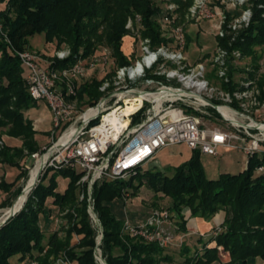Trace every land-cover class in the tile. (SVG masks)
Returning a JSON list of instances; mask_svg holds the SVG:
<instances>
[{
    "label": "trees",
    "instance_id": "1",
    "mask_svg": "<svg viewBox=\"0 0 264 264\" xmlns=\"http://www.w3.org/2000/svg\"><path fill=\"white\" fill-rule=\"evenodd\" d=\"M170 4L176 7L177 25L183 24L193 0H0L3 22L0 26V138L7 136L20 141L19 146H14L9 140L10 145L3 144L0 164L18 168L21 171L18 182L27 177L28 171L21 165L29 157L25 152L32 157L41 151L38 132L27 112L38 108L39 103L47 106L43 101L33 100L28 91L26 70L19 57V53L29 51L27 37L44 33L47 43L57 42L55 49H60L62 44L70 48V55L64 60L51 57L45 65L41 62L51 70H64L79 61L100 59L105 50L110 51L115 67H123L130 64V56L123 50L124 40L132 39L133 35L127 29L129 21L141 38L150 39L153 48L174 47L171 27L163 22L170 14ZM252 4V24L233 44L244 57L252 60L248 66L251 68L250 79L255 78L259 69L261 58L257 52L264 46L263 11L258 8L264 5V0H252ZM2 32L7 38L4 39ZM186 37L189 48L191 36L187 33ZM221 44L228 46L226 40H221ZM99 69L103 70L102 64L86 79L74 83V96H68L67 88L63 86L62 92L67 100H77L79 105L86 107L95 106L103 97L100 87L104 79L97 78ZM210 79L214 81L213 75ZM258 84L264 98V77ZM222 86L229 91L238 87L233 82ZM139 119V114L133 116V124L140 122ZM263 147L259 152L246 156L248 161L243 171L238 174L221 173L217 179L207 177L200 160L202 154L193 151L191 159L176 167L172 177L159 169L143 171L141 168L132 173L129 180L96 184L93 199L104 230L102 249L106 264L173 261L172 256L157 243L124 238L125 221L119 220L111 211L110 204L114 199L137 197L145 186L154 193V208L176 215L181 233H188L187 221H183L186 209L192 218L206 222L220 213L225 214L219 231L215 228L210 230L208 233L214 231L215 234L208 241L199 238L201 248L192 253L190 248L180 247V255L185 258L183 264H250L258 258L264 260ZM51 171L54 174L46 185L44 182ZM59 175L68 180L63 192L56 191V177ZM81 177V172L69 168L50 169L42 176L22 210L0 229V264H32L34 261L57 264L63 258L71 264H97L94 257L95 232L87 213L88 203L77 201V183ZM15 184L4 180L0 189L16 197L21 188L12 191ZM48 198H53L52 203L57 207L51 230L42 225L40 219L42 214H46ZM164 199L172 202L167 209L161 206ZM8 206H11L10 201L1 205L2 208ZM64 212H67L68 227L64 238H60L54 228L57 215ZM49 216H52L51 210ZM75 237L79 238L78 242L74 241ZM220 248L229 254L230 260L226 263L220 258Z\"/></svg>",
    "mask_w": 264,
    "mask_h": 264
},
{
    "label": "built area",
    "instance_id": "2",
    "mask_svg": "<svg viewBox=\"0 0 264 264\" xmlns=\"http://www.w3.org/2000/svg\"><path fill=\"white\" fill-rule=\"evenodd\" d=\"M220 3L223 8L219 7ZM258 8L264 18V5ZM168 10L170 14L163 22L171 27L174 47L153 48L150 39L141 38L129 21L127 29L138 43V52L131 54L130 64L118 67L114 73L113 70L104 73L100 87L103 97L81 115L77 106L67 100L62 87L66 86L68 96H74L75 82L86 79L99 64L103 65L102 71L114 65L110 51L105 50L100 59L90 63L79 61L64 70L45 68L34 53H19L30 96L35 101L45 102L52 116V144L32 158L36 165L43 161L44 173L64 168L82 173L79 184L87 189L88 214L93 227L99 230L97 244L101 243L103 227L93 199L96 184L125 179L153 161L161 150L177 145H186L192 151L213 157L218 156L221 147L232 148L248 157L259 152L264 143V123L255 118L264 108L258 78H237L236 70L246 57L233 47L252 24V0H193L185 22L179 25L175 5L170 4ZM213 20L218 21L214 51L209 57L190 64L185 27ZM221 40H226L228 46L222 45ZM69 55L70 52L63 50L56 52L55 57L64 60ZM244 69L251 70L245 65ZM110 74L112 78L108 77ZM232 82L238 86L235 90L223 88V84ZM122 88L125 91H119ZM147 94H153V98L148 100ZM131 97L138 100L137 104L139 99L142 101L130 115L129 125L126 128L109 125L106 117L114 111L121 115L127 107L126 100ZM114 98V107H110ZM95 109L97 113L86 118V114ZM208 109L214 111L227 128L204 127L196 112ZM142 111L145 117L133 124V116ZM169 216L167 210H155L143 224L126 221L125 230L165 248L171 238L160 228ZM96 259L104 264L99 253ZM57 264L71 263L63 258Z\"/></svg>",
    "mask_w": 264,
    "mask_h": 264
},
{
    "label": "rangeland",
    "instance_id": "3",
    "mask_svg": "<svg viewBox=\"0 0 264 264\" xmlns=\"http://www.w3.org/2000/svg\"><path fill=\"white\" fill-rule=\"evenodd\" d=\"M165 1H168V0H165ZM219 7L223 8L224 6L220 3ZM12 15L13 13H11V16ZM1 25H3V22L0 16V26ZM217 27H218L217 20L203 21L200 24H197V26L187 25L185 27L186 30H189V34L191 36V42L189 44V48L187 51L190 64H195L198 60H200V58L205 57V55L211 54L214 51L216 47V43H217V40L215 37L217 34ZM1 28L2 27H0V29ZM1 35H4V39L7 38L5 37L6 34L4 32H2ZM27 39L29 42V48H28L29 51H25V52H31V53L36 54L40 58V61L42 62V64L44 65L46 64L45 62L48 60V58L56 56L55 52L63 51V50L70 52V48L66 44H62L60 49H55L57 42L55 41L53 43H47L44 33L29 36L27 37ZM124 42H125L124 43L125 46L128 42L130 45L129 52H127V54H129L128 56H131L132 53L136 54L138 52V49H139L138 43H135L133 39L131 40L129 39L127 41L124 40ZM257 53H258V56H260L261 58L258 62L259 69L257 70V73L254 76L256 79L258 78V81H257V84H258V82L264 77V46L260 47ZM87 62L90 63L92 62V60H87ZM241 62H242V65L240 66L239 69L236 70L237 78H243L244 76H250L249 75L250 72L245 71L244 65L247 67L250 66L252 63V60L250 58H245ZM115 66L116 65L114 62V65L109 68L107 67L105 71H102L101 69H99L100 72L97 73V78L101 80L104 77V73L107 72L108 70L110 71L113 70L112 73H114L115 70L117 69V67ZM253 71L255 70L253 69ZM246 73L248 75H246ZM119 91H125V88H122ZM115 100L116 98H114L109 103L110 107H114ZM71 102L77 106L80 115L83 111H86L89 108L86 106L79 105L77 100H73ZM261 102L264 103V98L261 99ZM121 104L124 105L123 102ZM38 106L42 107L43 110L45 111L42 116V118L43 117L45 118V116L47 115V109L44 108V105H42L41 103H39ZM261 109L262 110L259 112L260 116L259 117L256 116L255 118L264 123V108L262 107ZM38 112H41V111H38ZM196 113L200 115L204 127L227 128L226 124L211 109L205 110L203 112H196ZM138 114L140 115L139 120L141 121L145 117L144 111ZM46 127L49 129L48 124H46ZM51 130L52 128L49 130L48 134H46L47 132L39 131L38 137H39V146L41 147V151H39L38 153L41 154L44 151L45 147H48L52 144ZM59 134L60 132H58L57 137ZM3 144L10 145L7 136H3L2 138H0V151L3 150V147H4ZM263 146H264V143L262 144V147ZM25 154L29 157L25 161H23L21 165L23 166L25 170L28 171L27 177L23 180H20L19 182H18V178L21 174V171L18 168L8 167L6 165L0 164V185L4 180H6V182L8 183H16L12 191H14L17 188H21L20 192L18 193L16 197L11 196L12 194H6L2 192V190L0 189V224L3 223V221L6 219V217H4L6 210L11 209L14 203L15 202L17 203L19 201L20 197L23 196V194L28 188V185L34 181L35 176L37 174L38 165L36 166L35 169H33L36 165V162L28 154V152H25ZM192 155H193V151L189 149L186 145H177L174 147H170L158 153L155 157V160L146 164L145 167L142 168V170L146 171L148 169H159L163 173H165V175L172 177L174 175L175 168L188 162L191 159ZM200 160L206 170V174L209 179H217L221 173L238 174L239 172L243 171L246 168L247 161H248L247 157L243 155L242 153H240L239 151H237L236 149L223 148V147H221L218 150L217 157L202 154L200 157ZM58 170H61V169H58ZM72 170L73 169H71V171ZM45 173L44 172L41 173V175L39 176L38 182L33 187L28 197L32 194L33 190L39 185L40 180ZM53 174L54 173L52 171L49 172L48 177L44 182L46 185L49 184L50 179L53 176ZM129 178L130 176L126 177L125 179H121V180H129ZM56 181H57L56 191L63 192L65 190L66 183L68 182V180L64 179L62 176L59 175L56 177ZM79 181L77 183V188H78L77 190L78 200L77 201L81 203L83 201H87V197H86L87 189L85 185L79 184ZM101 183H98V185H100ZM82 197L84 198L82 199ZM52 200L53 198L47 199L45 203V213L46 214H42L40 216L42 225H44L45 227H47V229H50V230L53 229L54 227V224H55L54 216L57 213V207L53 205ZM154 200H155L154 193L145 186L141 189L140 194L137 197L114 199L110 204V208H111L112 213L119 220H122L125 222L129 221V223L133 225L143 224V222H145L150 217L152 212H154L155 210L157 211L161 210V209H156L152 206V203ZM4 201L5 202L10 201L11 206L2 208L1 205ZM171 205H172V202L170 199L162 200L161 206H163L164 209L169 208ZM50 210H51L52 216H49ZM65 213L67 212L61 213L60 215H57L56 217L57 219H56V226L54 228V231L59 234L60 238H64L65 232L68 227L66 219H65ZM87 213H88V209H87ZM169 215H170L169 218L166 220L165 224L162 225L160 230L164 232L166 236H169L171 238V242L169 246L165 248L160 246L159 243L157 244L159 245L160 248L165 249L166 254L172 256L173 261L171 263H161V264H183L185 258L180 255V251H181L180 247L185 246V247L190 248L192 253L195 252L197 249L201 248L200 244H198L199 238H204L205 241H208L211 238V236L215 234V232L212 231L208 233L209 234L208 236H201L200 234L204 233L207 230H212L214 228L219 231L221 223L223 222L224 217H225L224 213H220L218 216H216L211 221L206 222L202 219L192 218L190 211L186 209L183 211V216H184L183 221H187L188 233L184 234L180 232V223H179L180 221L176 217V215L171 212H169ZM89 220H90V217H89ZM90 224H91L92 229L95 232V239H96V247L94 250L95 260L97 264H100L96 259V254L99 253L101 255L102 261L104 262V264H106V261L103 257V249H102L104 230H103V237H102L101 243L97 244L99 230L98 228L93 227L91 220H90ZM123 232H124L123 233L124 238H126L125 236H127L130 239H137V240L139 239L142 242L147 243V244L154 243V242H148L143 237L139 235H133L127 230H125V223H124ZM204 235H207V234H204ZM78 240L79 238L75 237L74 241L78 242ZM98 249H100V251H98ZM118 254L119 253L116 252V255ZM221 258L224 259L223 254L221 255ZM32 264H40V263L38 261H34ZM250 264H264V260L258 258L255 261H252Z\"/></svg>",
    "mask_w": 264,
    "mask_h": 264
},
{
    "label": "bare ground",
    "instance_id": "4",
    "mask_svg": "<svg viewBox=\"0 0 264 264\" xmlns=\"http://www.w3.org/2000/svg\"><path fill=\"white\" fill-rule=\"evenodd\" d=\"M145 98H147L148 100L153 98V94L151 95H145ZM143 99V98H142ZM141 99H139V103L137 104L136 102H138V100L134 99V98H129L126 100V104L127 107L122 111L121 115H117V111H114L113 113H110L106 118H107V122L109 123V125L111 126H122V128H126L129 123H130V115L137 110V108L139 107V105L141 104ZM98 110H93L90 111L88 114H86V118H90L91 116L95 115L97 113ZM128 117V118H126ZM126 118V119H125ZM74 132V130H72V133ZM43 164V161L37 163L38 165V170H37V174L35 176V179L33 182H31L28 185L27 190L25 191V193L23 194V196L20 197L19 201L15 204L14 210H6L5 212V216L4 217H8L9 215L13 214V211L15 213L19 212L23 206L25 205L28 195L31 193L33 187L36 185V183L38 182L39 179V171L41 170V166ZM36 165V166H37ZM36 166L33 168L35 169ZM32 169V170H33ZM31 173V172H30ZM5 221V220H4ZM3 221V222H4ZM2 224V223H1Z\"/></svg>",
    "mask_w": 264,
    "mask_h": 264
},
{
    "label": "crops",
    "instance_id": "5",
    "mask_svg": "<svg viewBox=\"0 0 264 264\" xmlns=\"http://www.w3.org/2000/svg\"><path fill=\"white\" fill-rule=\"evenodd\" d=\"M187 31L189 33V30H187ZM129 39L131 40V38H128L127 40H129ZM129 46L130 45H129V42H128L126 44V46L123 47V50H124L125 53L129 52ZM42 105H44V108L47 109V115L45 116V118L44 117L42 118V116H43V114H44L45 111L43 110L42 107H39V106H38V108L32 109V110H30L27 113L28 117H30V119L33 120L35 130L38 131V133H39V131L49 132V130L52 128V116H51V112H50L48 106H46L45 104H42ZM37 109H38V111H41V112H38ZM46 124L49 125V129L46 127ZM8 140L11 141L14 144V146H19V142L20 141L18 139H9L8 138ZM165 149H167V148H165ZM165 149H163V150H165ZM163 150H161V151H163ZM154 160H155V158H154ZM48 230H50V229H48ZM209 231L210 230H207V231H205L204 233H202L200 235L201 236H208L209 234H207V233ZM204 234H207V235H204ZM46 242H47V240H46ZM222 254L224 256V259L221 258V255ZM220 258H221L222 262H224V263H226V262H228L230 260L229 254L226 253V252H224L221 248H220Z\"/></svg>",
    "mask_w": 264,
    "mask_h": 264
},
{
    "label": "water",
    "instance_id": "6",
    "mask_svg": "<svg viewBox=\"0 0 264 264\" xmlns=\"http://www.w3.org/2000/svg\"><path fill=\"white\" fill-rule=\"evenodd\" d=\"M41 173H42V170H40L39 171V176L41 175ZM16 203V202H15ZM15 203H14V205L11 207V209L10 210H14V207H15ZM22 210V209H21ZM20 210V211H21ZM19 211V212H20ZM19 212H17V213H19ZM17 213H15L14 211H13V214H11V215H9L6 219H5V221L2 223V224H0V228L2 227V226H4L7 222H9Z\"/></svg>",
    "mask_w": 264,
    "mask_h": 264
}]
</instances>
